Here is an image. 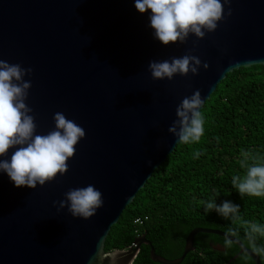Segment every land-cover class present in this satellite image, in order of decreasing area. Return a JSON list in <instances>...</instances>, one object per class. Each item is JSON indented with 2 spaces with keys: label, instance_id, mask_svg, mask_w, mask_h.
<instances>
[{
  "label": "water",
  "instance_id": "obj_1",
  "mask_svg": "<svg viewBox=\"0 0 264 264\" xmlns=\"http://www.w3.org/2000/svg\"><path fill=\"white\" fill-rule=\"evenodd\" d=\"M232 9L198 44L193 35L187 44L165 46L153 39L147 14L135 9L134 0H0V59L34 69L26 79L33 84L27 103L36 134L53 130L56 112L86 131L69 172L45 186L18 188L0 175V264H88L102 237V264H111L113 250L105 245L112 226L178 145L168 131L177 105L197 89L206 103L228 73L264 65V0H233ZM193 48L209 64L206 70L171 81L152 78L150 60H170ZM88 184L105 201L94 217L58 209L55 202L65 192ZM201 232L225 234L195 227L183 254L169 259L144 233L132 247L118 249V264H133L143 244L154 262L181 264Z\"/></svg>",
  "mask_w": 264,
  "mask_h": 264
},
{
  "label": "clouds",
  "instance_id": "obj_2",
  "mask_svg": "<svg viewBox=\"0 0 264 264\" xmlns=\"http://www.w3.org/2000/svg\"><path fill=\"white\" fill-rule=\"evenodd\" d=\"M233 0H134L135 9L147 14V27L154 40L165 46L173 43L187 44L194 35L204 39L208 33L217 31L221 21L233 15ZM150 10V11H149ZM194 48L180 57L170 60H150L148 70L154 80H174L177 75H199L201 68L209 64L193 54ZM32 67L10 63L0 59V175L7 174L15 187L36 189L57 179L58 174L69 172V160L73 158L80 141L86 137L84 127L67 118L63 112L54 114L53 130L46 135L37 133L38 125L34 109L27 103L33 87ZM205 99L199 89L185 96L177 105L176 116L168 131L179 144H197L205 135V116L202 111ZM13 149L9 158V150ZM200 155L199 152L196 153ZM241 166L246 168L243 176L232 177V187L241 197H264V163L248 164L250 153L241 150ZM149 164L151 161L148 162ZM219 195V194H217ZM59 210L67 209L74 218L88 220L103 207V193L94 184L71 188L64 199L55 202ZM204 210L215 211L229 221L223 244L225 250L239 245L242 258H264V223L247 221L241 223V206L230 200L218 204L215 199L205 202ZM104 237L97 253L88 264H102ZM120 251L111 253V264H118Z\"/></svg>",
  "mask_w": 264,
  "mask_h": 264
},
{
  "label": "trees",
  "instance_id": "obj_3",
  "mask_svg": "<svg viewBox=\"0 0 264 264\" xmlns=\"http://www.w3.org/2000/svg\"><path fill=\"white\" fill-rule=\"evenodd\" d=\"M205 135L197 144H179L155 169L133 202L122 213L106 239V250L126 249L146 233L157 253L169 259L183 254L186 238L198 226L226 231L229 221L204 210L206 201L230 200L241 206V223H264V197L241 195L232 187L234 175L243 176L241 150L248 164L264 163V65L241 67L227 74L202 109ZM200 155L197 156L196 153ZM219 194V195H217ZM141 217L143 223H136ZM147 217V219H146ZM223 236L199 233L195 248L181 264H255L242 258L238 245L225 250ZM221 245L224 250L215 246ZM143 244L133 264H161ZM264 264V258H261Z\"/></svg>",
  "mask_w": 264,
  "mask_h": 264
},
{
  "label": "built area",
  "instance_id": "obj_4",
  "mask_svg": "<svg viewBox=\"0 0 264 264\" xmlns=\"http://www.w3.org/2000/svg\"><path fill=\"white\" fill-rule=\"evenodd\" d=\"M146 219H147V217H146ZM143 221H144V219L143 218H141V217H138L137 219H136V223H143Z\"/></svg>",
  "mask_w": 264,
  "mask_h": 264
}]
</instances>
